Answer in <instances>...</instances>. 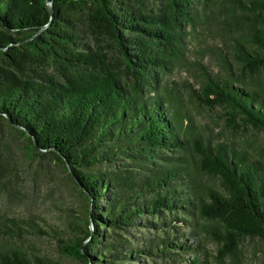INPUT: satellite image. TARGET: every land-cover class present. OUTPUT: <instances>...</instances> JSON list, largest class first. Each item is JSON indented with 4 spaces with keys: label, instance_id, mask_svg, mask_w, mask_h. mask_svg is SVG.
<instances>
[{
    "label": "trees",
    "instance_id": "1",
    "mask_svg": "<svg viewBox=\"0 0 264 264\" xmlns=\"http://www.w3.org/2000/svg\"><path fill=\"white\" fill-rule=\"evenodd\" d=\"M180 85L228 131L264 134V0H0V205L23 209L0 213V264H59L43 242L75 264H202L176 223L217 239L219 263L264 242V142L217 136ZM48 161L79 205L49 197L63 179Z\"/></svg>",
    "mask_w": 264,
    "mask_h": 264
},
{
    "label": "rangeland",
    "instance_id": "2",
    "mask_svg": "<svg viewBox=\"0 0 264 264\" xmlns=\"http://www.w3.org/2000/svg\"><path fill=\"white\" fill-rule=\"evenodd\" d=\"M228 3V2H227ZM216 12L218 13L217 10H215V12H213V14H211V16L217 17L218 15L216 14ZM205 24L203 26V29L206 33H208L209 35H205L204 32L200 31L199 34L201 35V38L203 40L206 39L205 44L211 45L213 44L212 40L214 42H216L215 37H213L212 34L214 31V24H212L211 19H206L205 20ZM211 37V39H209L208 37ZM192 72H185L184 68L182 66H179V68L177 70H175V75L174 77H172L171 79L173 80H177L180 83H182L183 81H187L190 85H194V87L192 88L193 90H198V86L197 84L195 85L193 76H192ZM190 88V87H189ZM178 89L180 92H178L179 97L183 98V101H185V103L190 107L189 111L195 115L196 119L198 121H202L205 123H208L210 125V127L214 130V133L217 134V136H226L229 139L234 140V142L238 143V144H243V141L246 138H253L255 137L256 139H258V141L260 142H264V134L263 133H256L255 131H252L251 129H249L250 131L248 132H230L226 129V127L224 126V118H223V112L221 109L219 108H214V109H206L203 108L201 106H198L196 102L194 103H189V92L186 86L184 85H180L178 86ZM12 162L15 164H20V155L17 151V149L13 148V154L11 156ZM47 164H49V169L54 172L55 174H58L63 181L60 182V187L57 188L58 191H56L53 194H49V197H55L56 198H61L62 200H67L69 201V203H72L75 205H79V203L81 202V199L79 198L78 195V191L77 189L74 187V184L72 183V181L67 177L64 176V174L60 173V171L55 169V165L53 164V162H47ZM28 165V164H27ZM27 165L24 164L25 167L29 168ZM56 172H55V171ZM60 173V174H59ZM199 180L205 184L207 187H210L212 189H215L219 192H222L223 190L221 189L220 185H219V179L216 177H212V176H207L205 174H199L198 176ZM29 184L32 185L31 181L25 182L23 180V182L21 183V192L23 194H28L30 195L33 191L31 190V188L29 187ZM48 192L49 190L46 188V186L42 185V188H40L38 190V196H37V205L36 207H38L40 209L41 214H43L45 217L47 216V207L43 206V204H46L49 202L48 199ZM1 204V203H0ZM14 206V205H13ZM12 207V211L9 210V208H5L4 206L0 205V213L5 212V213H10V214H17L20 211H22L23 209L20 208V205L18 207ZM37 209V210H39ZM48 217V216H47ZM190 221L194 222V221H198L201 225H207L209 224V221L205 220V219H191ZM176 226L178 227V231L179 233L174 234L175 236L181 235V236H185V244L186 246H191L192 249L184 251L182 250H177L182 257L188 259V258H192V254L191 252L194 249L198 250V254L199 256L201 255L203 257V262L202 264H264V242L258 238H250V237H244L241 240V243H239L238 245V251H237V255L234 258H231L230 256L228 258H224V260L222 262L219 263V261L217 260V258H219V254H218V248L220 247V244L217 242V239L211 237L210 235H207V233H205L204 231H200L198 227V231L188 235V233L194 231V227L193 226H187V225H183V224H177ZM9 241H7L6 239L1 238L0 236V244H7ZM16 243H21L19 241H14ZM179 243H183V239H178ZM29 245L27 244V247ZM38 252L37 254L41 257H47V258H52L54 259L56 262H58L59 264H75L74 262L68 260L67 258H64L63 256H60V254L58 252H56L55 250V246L54 244H50L49 242H43L42 244H39L37 246Z\"/></svg>",
    "mask_w": 264,
    "mask_h": 264
},
{
    "label": "water",
    "instance_id": "3",
    "mask_svg": "<svg viewBox=\"0 0 264 264\" xmlns=\"http://www.w3.org/2000/svg\"><path fill=\"white\" fill-rule=\"evenodd\" d=\"M49 6V12H50V14H51V16H53V9H52V6H51V4L49 3L48 4ZM11 123V125L14 127V128H16V129H21L19 126H17V125H15L13 122H10ZM34 145H35V147H37V144L34 142ZM75 181H76V183H78V180H76L75 179ZM91 202H92V199H91Z\"/></svg>",
    "mask_w": 264,
    "mask_h": 264
}]
</instances>
